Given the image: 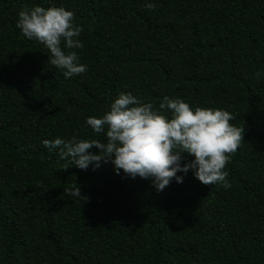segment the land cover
Segmentation results:
<instances>
[{
  "label": "trees",
  "instance_id": "1",
  "mask_svg": "<svg viewBox=\"0 0 264 264\" xmlns=\"http://www.w3.org/2000/svg\"><path fill=\"white\" fill-rule=\"evenodd\" d=\"M35 6L73 12L85 73L66 78L16 27ZM120 92L231 113V187L189 170L158 192L44 146L104 140L86 121ZM0 264H264V0H0Z\"/></svg>",
  "mask_w": 264,
  "mask_h": 264
},
{
  "label": "clouds",
  "instance_id": "2",
  "mask_svg": "<svg viewBox=\"0 0 264 264\" xmlns=\"http://www.w3.org/2000/svg\"><path fill=\"white\" fill-rule=\"evenodd\" d=\"M146 7L151 10L155 5ZM73 19V12L63 7L35 6L19 11L16 22L26 39H35L49 51L48 60L55 68L62 69L66 78L87 71L74 50L83 48L78 39L83 29L74 25ZM233 119L228 111L200 107L193 110L182 99L167 96L159 103V109H154L152 103H143L131 93L120 92L101 118L93 116L86 121L94 132L105 136L104 140L56 138L43 144L50 151L58 150L61 159H70L79 169L87 170L91 165L95 170L101 163L110 162L117 175L123 170L133 179L137 176L150 179L158 192L173 179L182 183L183 176L177 173L186 175L189 170L202 184L220 183L227 189L231 185L224 169L244 141L245 131L243 126L231 124ZM93 147L99 152H90ZM186 156L192 159L182 165ZM64 193L82 197L78 185L65 188Z\"/></svg>",
  "mask_w": 264,
  "mask_h": 264
}]
</instances>
